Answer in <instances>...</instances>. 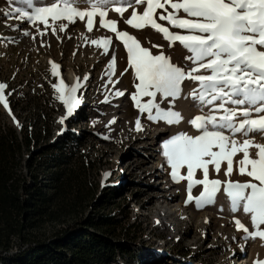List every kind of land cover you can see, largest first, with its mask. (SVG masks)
<instances>
[{
	"label": "snow or ice",
	"instance_id": "6c2138e0",
	"mask_svg": "<svg viewBox=\"0 0 264 264\" xmlns=\"http://www.w3.org/2000/svg\"><path fill=\"white\" fill-rule=\"evenodd\" d=\"M80 3H86L88 7L82 9ZM6 4V8H0L4 27L20 31V23L9 21L26 23L35 31L24 29L22 35L33 41L39 36L41 47L47 46L43 38L49 31L62 40L60 34L67 35L69 26L77 21L84 22L87 33H91L96 17H99L100 27L114 33L123 43L128 65L138 81L134 85L136 91L131 95L139 112L135 120L137 132L144 131L141 117L153 123L163 121L169 126L181 123L183 116L174 110L175 101L183 93L184 81L196 83L188 96L197 103L201 114L192 118L189 124L199 134L181 131L162 141V156L170 169L168 174L175 184L186 182L185 206L194 204L197 210L215 205L217 194L226 193L231 213L242 209L244 214H250L251 230L233 217L236 230L244 233L241 239L245 243L239 245L241 253L245 252L249 240L259 238L264 246V144L250 138L252 133L264 135V0H48L41 6L34 0H6ZM129 9L131 13L125 18ZM110 11L134 30L151 29L160 34L169 48L179 43L186 53L183 60L187 63H173L162 50L153 54L136 36L119 30V21L108 18ZM71 38L68 35V39ZM81 38L89 40L86 34H81ZM0 40L15 42V37L0 35ZM90 43L108 55L113 40L110 36H102L91 39ZM151 47L163 48L157 44ZM50 63L51 75L59 76L60 65ZM115 63L113 51L106 68L109 76L104 85L106 89L109 83L115 89L111 81ZM88 79L86 74L83 81L77 77L68 85L61 78L52 85L56 98L66 109V115L59 123L64 124L81 106L83 95L77 93L86 86ZM7 88V83L0 82V105L19 127L9 105L11 92L5 95ZM109 93L102 103H110L112 97L125 94L119 89L109 90ZM145 97L148 99L143 100ZM164 101H168L167 108L162 107ZM205 108L208 109L206 114ZM97 122L92 121L93 125ZM114 123L115 118L106 127ZM238 134L245 137L243 143L236 138ZM103 138L110 139L109 136ZM253 147L255 157L250 153ZM239 153L242 158L237 162V173L251 178L244 182L231 179L234 157ZM225 162L226 179L211 178L210 169L218 176ZM197 172L201 173V178H197ZM111 174L110 171L102 173L103 180L107 181ZM197 186L202 190L198 196H193ZM253 264H264V260H254Z\"/></svg>",
	"mask_w": 264,
	"mask_h": 264
},
{
	"label": "rangeland",
	"instance_id": "374dc122",
	"mask_svg": "<svg viewBox=\"0 0 264 264\" xmlns=\"http://www.w3.org/2000/svg\"><path fill=\"white\" fill-rule=\"evenodd\" d=\"M42 4L37 3V6ZM6 7V0H0V8ZM79 7L83 9L88 5L80 3ZM142 10L141 7L140 11ZM130 13L131 9L125 13V18ZM108 18L117 19L119 30H126L136 36L144 47L151 49L153 54H158L162 50L165 55L171 57L173 63L181 65L187 63L183 60L186 53L179 43L169 48L168 42L151 29L134 30L124 24L118 14L111 11ZM3 21L4 18L0 14V35L15 37V42L0 40V82L8 85L5 95L11 92L8 96L10 109L20 126H17L2 105H0V124L12 126L16 130H19L21 125L27 127L35 125L40 131L50 130L52 140L49 143L57 142L67 132L74 136L76 141L68 137L66 143H63L65 149H75L92 165L87 183L93 189L94 196L81 219H95L99 216L115 217L119 222V229L114 236L106 233L101 235V240L112 246L125 242L124 245L127 247L124 255L116 253V262L111 264H240L243 257L246 264H253L254 260H264V246L261 239L249 240L244 253H241L239 247L245 243L241 239L244 233L236 230L233 217L240 219L251 230L250 214H244L242 209L235 214L231 213L230 202L223 191L217 194L215 205L206 206L202 210H197L194 204L185 206L186 182L175 184L168 174L170 169L162 156V141L181 131L189 135L199 134L189 124L192 118L201 114L197 103L188 96V93L197 86L196 83L184 81L183 93L175 101L174 110L183 116L181 123L169 126L163 121L153 123L141 117L144 131L137 132L135 120L139 112L134 106L131 95L136 91L134 85L138 81L128 65L127 51L123 43L115 38L114 33L100 27L99 17H96L95 27L91 33H87L85 23L80 21L69 26L67 35L60 34L62 40H58L49 31V34L43 38L47 42L45 47H41L39 36L33 41L30 37L22 35L24 29L34 32L35 29L31 26L12 20L9 23H20L21 30L11 31L4 27ZM161 23L165 22L161 21ZM79 33L86 34L89 40H83ZM68 35L72 38L68 39ZM102 36H110L113 40L108 55L103 54L102 48L90 43L91 39ZM152 44L162 45L163 48H152ZM113 51L116 63L111 81L115 84V89L124 91L125 94L118 98L112 97L110 103H102L105 96L110 94L109 90H115L112 83L107 84V89L104 87L109 80L106 68ZM50 62L60 65L58 72L62 75L67 68L73 69L81 81L86 74L89 75L86 86L77 93L83 95L81 106L72 117L65 120L64 124L59 121L66 115V109L56 98L57 93L52 87L59 82L60 73L56 77L51 75ZM147 99V97L143 98V100ZM159 99L158 96L157 100ZM162 107L167 108L168 101H164ZM207 111L208 109L205 108L204 113L206 114ZM113 118L116 119V123L106 127ZM92 121L98 122L93 125ZM12 124H16V127ZM160 132V135L154 136ZM104 136H109L110 139H104ZM251 137H254L255 143L264 144V135L252 133ZM236 138L240 143L245 139L239 134ZM39 143V147L32 149L33 151L42 149L46 141L41 140ZM64 145L59 144L65 147ZM250 153L255 157L256 149L251 148ZM241 158L242 153L234 157L231 179L244 182L251 178L237 173V162ZM156 166L159 170L157 180L151 177ZM226 167V162L222 163L218 176L210 169V177L226 179L224 176ZM108 171L112 174L107 181H104L102 173ZM196 176L201 178V173L197 172ZM201 190V186L194 188L193 196H198ZM170 194L175 195L189 212L188 219L180 222L174 234L163 230L155 223V213L162 196L168 197ZM221 206L223 211H220ZM201 216H206L210 220V226L206 231L200 223ZM69 224L75 226L74 233L77 235L92 232L87 227L76 225L75 221ZM68 228L65 224L57 225L55 228L48 226L38 235L50 239L54 231H68ZM125 230H131L129 237H126ZM15 250L16 246L12 247L8 256L13 255ZM155 251L159 252L163 260L152 263L150 259ZM144 254L149 255L148 259H145Z\"/></svg>",
	"mask_w": 264,
	"mask_h": 264
},
{
	"label": "trees",
	"instance_id": "16d2710c",
	"mask_svg": "<svg viewBox=\"0 0 264 264\" xmlns=\"http://www.w3.org/2000/svg\"><path fill=\"white\" fill-rule=\"evenodd\" d=\"M21 126L16 130L0 124V264L116 262V253H126L125 242L112 246L101 239L105 233L115 235L118 220L81 219L94 196L87 183L92 165L75 149H65L63 143L74 136L67 132L49 143L50 130ZM41 140L44 147L33 151ZM71 221L92 232L75 234ZM63 224L68 231H54L50 239L38 235L45 227ZM124 232L129 237L131 230ZM14 246L15 253L8 256Z\"/></svg>",
	"mask_w": 264,
	"mask_h": 264
},
{
	"label": "bare ground",
	"instance_id": "6f19581e",
	"mask_svg": "<svg viewBox=\"0 0 264 264\" xmlns=\"http://www.w3.org/2000/svg\"><path fill=\"white\" fill-rule=\"evenodd\" d=\"M34 1L38 4H41V3L47 2L48 0H34ZM80 37H81V34H80ZM59 77H60L59 80L62 78L66 84L71 85L75 82L78 76L73 69L67 68L63 75L60 73ZM160 134L161 132L156 133L154 136H157ZM157 168L158 167L156 166L154 168L153 173L151 174V177H155L156 180L159 178L158 177L159 170ZM188 215H189V212L185 209L181 201L177 200L175 198V195L170 194L168 197L162 196L161 201L159 202V208L157 212L155 213V223L159 227H161L163 230L170 232V234H174L177 227H179L180 222H183L184 220L188 219L189 217ZM200 219H201L200 223L203 224V230L206 231V229L210 226V220L206 216H201ZM205 219H207L208 221L207 223H205ZM157 221H159V223H157ZM153 254L154 255L151 256L153 259L152 258L150 259V261L152 260L151 261L152 263L153 261L163 260L162 258H160V254L158 251H155ZM144 257L145 259H148L149 255L147 254L145 256L144 254ZM243 259L244 257L242 258V261L240 264H246V260L243 261Z\"/></svg>",
	"mask_w": 264,
	"mask_h": 264
},
{
	"label": "water",
	"instance_id": "95a60500",
	"mask_svg": "<svg viewBox=\"0 0 264 264\" xmlns=\"http://www.w3.org/2000/svg\"><path fill=\"white\" fill-rule=\"evenodd\" d=\"M14 127H16V124H12Z\"/></svg>",
	"mask_w": 264,
	"mask_h": 264
}]
</instances>
